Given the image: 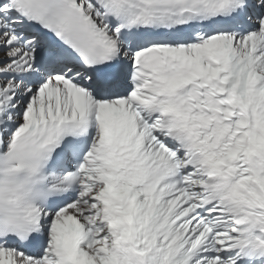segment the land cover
I'll return each mask as SVG.
<instances>
[{
  "label": "bare ground",
  "instance_id": "6f19581e",
  "mask_svg": "<svg viewBox=\"0 0 264 264\" xmlns=\"http://www.w3.org/2000/svg\"><path fill=\"white\" fill-rule=\"evenodd\" d=\"M67 1L94 19L99 18L89 1ZM253 1L264 8V0ZM256 22L261 27L255 35L234 40L232 45L264 82V15ZM39 49L38 42L26 36L8 1L1 0L0 120L6 126L0 135V148L12 147L26 133L27 127L35 122L56 115L99 121L100 117L120 105L138 120L153 154L158 158H172L180 166L183 180L175 186L165 187L153 199L139 201L129 214L108 213L103 201L106 192L104 170L96 157L99 136L95 125L93 132L96 134L80 175H50L56 188L69 192V195L68 203L62 209L44 217L47 240L41 254L26 257L13 249H0V263L68 264L69 259L58 251V237L69 225L79 223L85 234L76 264H164L158 254H148L143 249V241L131 231V225L147 214L155 219L152 231L154 249L170 246L180 257L178 264H234L235 255L225 254L240 246L233 209L223 204L209 210L202 209L214 199L207 177L199 168L194 169L185 155L167 144L168 135L161 122L151 120V113L144 111V106L151 105L153 91L145 86L109 102L97 100L85 84L74 97L62 88L56 92L52 77L37 75L27 65ZM205 49L206 46L199 48L198 55ZM123 55L126 63L127 50L123 51ZM31 78L35 79L34 86L27 85ZM33 88L32 99L25 106L22 98ZM7 130L11 133L5 134ZM246 163L247 179L241 182L236 205L248 209L264 226V132L257 125L251 129ZM75 182L79 184L78 190L73 188ZM194 257L195 263H192Z\"/></svg>",
  "mask_w": 264,
  "mask_h": 264
},
{
  "label": "rangeland",
  "instance_id": "374dc122",
  "mask_svg": "<svg viewBox=\"0 0 264 264\" xmlns=\"http://www.w3.org/2000/svg\"><path fill=\"white\" fill-rule=\"evenodd\" d=\"M264 14V13H263ZM260 27H261V24H260ZM35 88H33V89H31V90H29V93L27 94V95H25L23 98H22V100H23V104L25 105V106H27L28 104H29V102L31 101V99H32V95L34 94V92H35V90H34ZM28 103V104H27ZM5 124L4 123H1L0 124V135L4 132L3 130H4V128H5ZM11 133V131L10 130H7L6 132H5V134H10ZM196 257H194V258H192L193 260H191L192 261V263H195V259Z\"/></svg>",
  "mask_w": 264,
  "mask_h": 264
}]
</instances>
